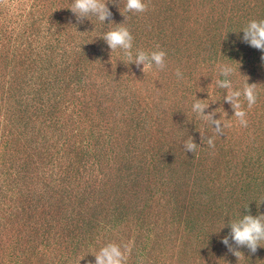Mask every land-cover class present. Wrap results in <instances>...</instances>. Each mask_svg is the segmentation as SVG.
Returning <instances> with one entry per match:
<instances>
[{
    "label": "rangeland",
    "instance_id": "obj_1",
    "mask_svg": "<svg viewBox=\"0 0 264 264\" xmlns=\"http://www.w3.org/2000/svg\"><path fill=\"white\" fill-rule=\"evenodd\" d=\"M125 2L78 23L73 0H0V264H89L109 242L127 264H264V246L238 262L222 243L230 219L264 213V53L241 30L264 0ZM116 23L134 52L164 50L165 69L111 54ZM223 63L234 86L256 84L251 109L241 97L247 127L212 83ZM203 90L230 125L215 148L191 114Z\"/></svg>",
    "mask_w": 264,
    "mask_h": 264
},
{
    "label": "clouds",
    "instance_id": "obj_2",
    "mask_svg": "<svg viewBox=\"0 0 264 264\" xmlns=\"http://www.w3.org/2000/svg\"><path fill=\"white\" fill-rule=\"evenodd\" d=\"M111 2L116 4L117 0H111ZM68 8L76 16L78 23H83L86 18L91 20L93 16L100 22L105 23L112 15L108 7V0H73L72 5ZM147 9L148 4L144 0H126L124 5V11L127 12L143 13ZM120 11L124 15V11L121 8ZM124 16L125 20H127V16ZM111 23L108 24L111 25ZM241 30L244 33L242 37L243 42L264 53V19H253ZM102 38L109 46L111 54L118 49L121 50L124 57L121 60L126 65L134 63L145 74H147L153 65L160 70H164L166 67V52L159 49L158 45L156 50L145 51L143 49H136L135 52L133 51V35L123 23H116L115 27H109L102 35ZM261 60L264 61V55L261 56ZM216 71L217 76L221 78H213L212 83H215L216 87L225 90L223 101L230 104L234 110L233 116L237 118L239 125L247 127V111L243 107L241 97L246 101L247 108L251 109L257 102L256 84L248 83L247 79L239 87L234 86L232 77L235 74V69L226 63L217 64ZM175 75L178 80L184 78L179 68L176 69ZM207 93L208 98L206 99H200L196 96L191 104V114L196 119L202 120L211 126L213 135L206 136L203 130L199 129V131L202 142H206L210 148H215L214 136L223 135L224 129L230 125L221 118L222 114L218 119L216 118L217 109L205 112L212 103L216 102V100L210 99L212 93L210 91H207ZM186 114L189 119V113ZM189 121L193 120L189 119ZM183 146L187 152L196 153L197 143H195L192 136H189ZM228 223L230 232L228 235L222 237V243L227 247L229 252L238 258V262L244 257V254L240 251L242 247H246L250 253H255L259 246H264V213L256 216L250 213L245 214L237 219H230ZM92 254L95 256V261H89V264H127V248H122L121 245L114 242L105 244L99 251L92 252ZM83 258L78 261V264H80Z\"/></svg>",
    "mask_w": 264,
    "mask_h": 264
}]
</instances>
